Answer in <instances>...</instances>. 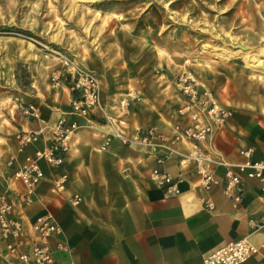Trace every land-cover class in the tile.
<instances>
[{
    "label": "rangeland",
    "instance_id": "obj_1",
    "mask_svg": "<svg viewBox=\"0 0 264 264\" xmlns=\"http://www.w3.org/2000/svg\"><path fill=\"white\" fill-rule=\"evenodd\" d=\"M64 58L144 115L173 114L185 59L232 109L264 112V70L250 65L264 62V0H0L1 190L24 108L60 98Z\"/></svg>",
    "mask_w": 264,
    "mask_h": 264
},
{
    "label": "crops",
    "instance_id": "obj_2",
    "mask_svg": "<svg viewBox=\"0 0 264 264\" xmlns=\"http://www.w3.org/2000/svg\"><path fill=\"white\" fill-rule=\"evenodd\" d=\"M105 88L102 82L103 99L110 112L116 114L122 97L108 94ZM173 89L177 103L173 114L151 111L144 115L142 107L131 103L133 106L126 116L128 131L153 128L170 133L181 102L174 82ZM59 92L60 98L53 97L50 104L39 102L38 116L25 117L20 129L42 128L47 137L51 125L63 116L75 125L62 167L67 175L66 190L62 193L51 190L55 173L43 164L46 177L36 186L33 203L25 208L23 215L27 223L45 211L54 214L69 245L68 251L54 250L55 261L200 264L207 254L230 240L247 236L257 246L264 242V192L257 179L240 174L243 190L240 201L236 202L223 191V166H212L217 183L203 190L192 164L180 163L181 158L176 154L165 158L160 167L177 180L180 191L165 195L150 175L160 148L127 146L113 139L106 150H99L109 130L103 118L98 114L90 118L73 114L67 83H62ZM214 93L218 101L228 105ZM43 142L40 139L33 147H40ZM247 146L254 149L252 159H264V112L233 109L225 126L212 133L205 147L230 163H238L243 160L239 150ZM178 149L182 153L191 152L187 143L178 144ZM73 193L82 196L75 206L68 200ZM206 199L212 202V208L205 207ZM0 264H18L5 254L2 244ZM242 264H264V250Z\"/></svg>",
    "mask_w": 264,
    "mask_h": 264
},
{
    "label": "built area",
    "instance_id": "obj_3",
    "mask_svg": "<svg viewBox=\"0 0 264 264\" xmlns=\"http://www.w3.org/2000/svg\"><path fill=\"white\" fill-rule=\"evenodd\" d=\"M63 61L67 68L61 74L53 73L52 85L57 87L63 82L67 83L72 94L70 104L73 114L86 118L98 114L103 118L109 130L99 150H106L113 139L127 146L160 148L150 175L165 195H176L180 191L177 180L160 167L165 158L176 154L181 158L180 163L192 164L203 190H209L217 183L212 166H223V191L234 201H240L241 198L242 173L257 179L264 192V159H252V146L239 150L243 160L238 163H230L222 155L206 149L208 138L216 129L225 126L233 109L218 101L211 88L201 86L187 65V59L183 61L174 80V88L181 102L176 109V119L170 133L157 132L153 128L129 132L126 119L129 100L122 98L119 112L111 113L103 99L102 81L98 75L68 58ZM24 113L37 117L38 109L30 103L25 106ZM74 128L75 125L63 116L51 125L47 137H44L42 128L18 130L14 134L16 154L7 162L12 166L11 176L6 188L0 189V239L5 254L16 259L18 264H62L55 261L53 252L55 249L69 250L63 229L51 211H45L27 223L23 215L25 208L33 203L36 186L46 177L43 164L55 173L51 190L55 193L66 190L67 175L62 172V167ZM40 139L44 140L43 145L33 147ZM180 143L189 144L191 152L182 153L178 149ZM13 185L18 187L14 188ZM68 200L75 206L82 201V196L73 193ZM204 205L212 208V202L208 199L204 200ZM260 250H264V242L257 246L247 236H242L220 245L207 254L200 264H242Z\"/></svg>",
    "mask_w": 264,
    "mask_h": 264
},
{
    "label": "bare ground",
    "instance_id": "obj_4",
    "mask_svg": "<svg viewBox=\"0 0 264 264\" xmlns=\"http://www.w3.org/2000/svg\"><path fill=\"white\" fill-rule=\"evenodd\" d=\"M251 67L253 68H259L261 70H264V62L260 60L253 61V59L250 62Z\"/></svg>",
    "mask_w": 264,
    "mask_h": 264
}]
</instances>
